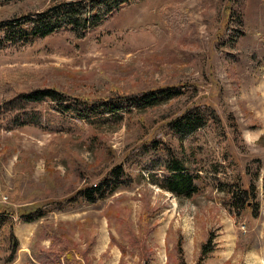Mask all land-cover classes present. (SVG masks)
I'll use <instances>...</instances> for the list:
<instances>
[{"label":"rangeland","instance_id":"1","mask_svg":"<svg viewBox=\"0 0 264 264\" xmlns=\"http://www.w3.org/2000/svg\"><path fill=\"white\" fill-rule=\"evenodd\" d=\"M61 1H0V102L43 87L89 99L164 86L185 93L115 126L69 116L12 130L0 122L1 229L18 241L8 264H196L207 240L201 264H264V0H131L84 37L5 39L6 20ZM193 105L213 107L221 124L183 143L203 162L227 155L226 179L255 188L240 210L224 205L205 170L197 193L177 197L149 183L133 157L148 135L177 145L161 114ZM118 163L129 185L94 203L77 195Z\"/></svg>","mask_w":264,"mask_h":264},{"label":"trees","instance_id":"2","mask_svg":"<svg viewBox=\"0 0 264 264\" xmlns=\"http://www.w3.org/2000/svg\"><path fill=\"white\" fill-rule=\"evenodd\" d=\"M72 2L62 0L47 9L45 13H30L23 17H12L6 20L8 22L2 24L5 27V39L8 41L23 39L25 42H31L37 37L62 31H69L75 37H84L86 31L101 26L107 15L129 4L131 0ZM241 17V13L238 12L236 17L238 25L241 24ZM242 34L243 31L239 27L230 34L229 37L234 45ZM260 66L264 70V63ZM184 93L181 86H164L139 93L120 94L116 92L107 98L89 99L71 96L55 87L34 88L21 91L1 101L0 122L7 130H12L23 125H37L38 122H42V119L46 121H54L53 118L67 120L66 116H69L88 124L115 126L120 124L126 115L163 105L174 98L183 96ZM160 120H165L163 121L165 135L176 137L177 145L174 146L165 139H157L150 135L140 142L133 157L139 160L137 165L140 170L147 173L146 178L149 183L164 188L177 197L189 198L198 192L199 187L195 180L199 179L200 172L205 170L210 174L207 177L210 183L224 194V205L230 210L231 208L240 210L249 204L246 202L254 196L255 188L252 185L242 187L237 176L234 179H226L223 162L227 159V155L223 157V162L217 160L213 163L203 162L201 159L197 160L195 153L187 150L183 143L187 136L206 127L208 123H213L215 127L221 124V119L213 107L193 105L180 114L169 116L161 114ZM143 125L145 126L144 123ZM144 133L148 134L145 128ZM220 173L225 179L218 177ZM139 175L144 178V175ZM132 181L133 178L125 170L123 163H118L111 166L98 181L82 186L77 191V195L87 202L94 203L111 195L118 188L129 185ZM4 213H7L6 209H0V264L12 262L18 249V241L10 228L8 233L1 229L9 220ZM30 220L25 219L26 222ZM209 241L201 245L200 257L196 264H201V261L211 251ZM31 251L35 255L34 247Z\"/></svg>","mask_w":264,"mask_h":264}]
</instances>
